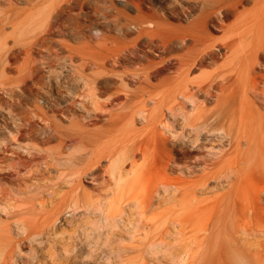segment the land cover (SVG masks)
Returning a JSON list of instances; mask_svg holds the SVG:
<instances>
[{"label": "rangeland", "instance_id": "rangeland-1", "mask_svg": "<svg viewBox=\"0 0 264 264\" xmlns=\"http://www.w3.org/2000/svg\"><path fill=\"white\" fill-rule=\"evenodd\" d=\"M111 1L127 17L135 15L125 0ZM52 2L0 0V14L10 18L5 25L0 22L1 38L5 37L0 39L4 45V55L0 53V263L185 264L181 257L199 247L194 241L205 234L201 227L205 222L183 228L172 218L188 213L191 205L233 201L234 189L224 196L229 192L226 183L234 182L235 171L230 168L225 171L229 178L221 177L219 185L188 187L206 172H220L218 155L224 153L226 160L235 153L216 132L193 126L196 109L190 101L182 103L177 92L173 102L162 104L163 113L158 115L154 100L167 101L172 93L166 85L150 91L139 86L144 83L131 77L136 61L110 59L97 73L99 69L91 64L80 68L81 60L70 58L71 51L97 50L102 41L109 46L112 40L130 42L137 33L123 32L119 25L109 27L99 16L86 22L66 17L59 25L51 17ZM239 9L248 15L253 2ZM233 17L225 21L232 24ZM189 18L168 22L183 26ZM249 20L235 30L248 33L243 44L261 29L262 22L252 29ZM76 22L81 29L73 26ZM209 32L222 34L211 28ZM14 44L23 50L17 57L5 53ZM214 66L205 65L188 77L211 72ZM148 81L157 84L154 77ZM114 93L126 94L128 100L110 102ZM248 98L254 109L264 110L252 96ZM131 113H135L132 121ZM234 130L237 133V124ZM148 132L155 138L148 153L149 173L136 179L131 160L124 162L121 172L106 171L125 151V142ZM100 155L103 161L94 172L81 173ZM135 160L140 163L143 158L135 156ZM259 188H239L240 201L264 209V191ZM231 222L222 224L226 231H232ZM212 264H224L223 259L217 255Z\"/></svg>", "mask_w": 264, "mask_h": 264}, {"label": "bare ground", "instance_id": "bare-ground-1", "mask_svg": "<svg viewBox=\"0 0 264 264\" xmlns=\"http://www.w3.org/2000/svg\"><path fill=\"white\" fill-rule=\"evenodd\" d=\"M125 1L136 12L131 18L127 17L124 10L117 9L111 0H53L51 17L59 25H64L66 17L70 21L81 17L86 22L99 16L105 19L109 27L119 25L123 32L135 30L137 35L130 42L112 40L109 46L102 41L95 46L97 50L89 52L83 49L79 54L71 51L68 55L80 59L82 69L90 64L98 69L104 68L110 59L116 63L136 61L138 66L131 77L144 83L139 86L150 91L151 87L166 85L168 92L172 93L167 101L165 98L154 100L158 115L163 113L162 104L173 102L177 92L183 99L182 103L190 101L196 109L192 115L193 126H202L209 132H216L215 136L226 139V146L235 153L234 158L226 160L223 158L224 153L218 155L216 161L221 163L220 172H206L188 187L206 186L209 182L219 185L222 183L221 177L229 178L225 171L230 168L235 171L234 182L226 183L229 192L224 196L229 197L230 190L234 189L233 201L207 206L191 205L188 213L172 218L174 223L183 228H193L197 222H205L204 227L201 226L205 234L197 236L199 238L194 241L199 247L193 253L189 249L181 257L183 261L187 260L185 264H212L217 255L223 259L224 264H264V209L244 204L238 197L239 188L260 187L264 191V110L254 109L248 98L252 96L264 108V4L261 5V0ZM245 2H253V9L248 15L245 10L239 9V5ZM147 9L151 12H147ZM197 9L198 12L192 15ZM162 11L165 16L160 13ZM186 16L191 18L183 26L168 22V19L179 20ZM232 16L233 23H227L225 19ZM121 18L125 21H121ZM245 19L253 21L252 29L258 28L256 24H262L261 29L254 30L243 44L248 33L235 30L246 23ZM9 20V16L0 14L3 25ZM73 26L82 28L79 22ZM209 28L222 34L212 35ZM1 36L0 39L5 41V37ZM3 48L4 45L0 44L2 56ZM6 52L17 57L23 50L14 44L6 47ZM219 58L222 61L218 63ZM211 64H215L211 72H203L192 79L188 77L191 72ZM166 70L170 74L163 73ZM99 71L102 69L95 72ZM149 77L156 78L157 84L150 83ZM148 96L153 99L151 95ZM120 98L128 100L126 94L118 93L109 99L110 102L118 103ZM205 103L212 105L206 107ZM134 114H130L129 120L135 118ZM235 124L237 133L234 130ZM154 140L152 133L148 132L141 139L125 142V151L111 161L106 171L121 172L124 162L131 160L132 171L137 176L135 178L146 175L150 169L149 148ZM107 155L112 156L110 153ZM103 156L95 157L81 173L94 172L103 161ZM135 156H141L142 162L137 163ZM230 221L232 231H226L222 224ZM248 235H252L253 240Z\"/></svg>", "mask_w": 264, "mask_h": 264}]
</instances>
